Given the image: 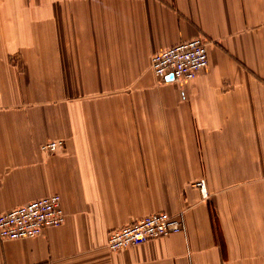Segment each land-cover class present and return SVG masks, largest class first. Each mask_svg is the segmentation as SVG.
I'll return each instance as SVG.
<instances>
[{"label": "crops", "instance_id": "crops-1", "mask_svg": "<svg viewBox=\"0 0 264 264\" xmlns=\"http://www.w3.org/2000/svg\"><path fill=\"white\" fill-rule=\"evenodd\" d=\"M197 35L195 78L153 73ZM54 193L0 264H264V0H0V213ZM160 211L183 230L106 248Z\"/></svg>", "mask_w": 264, "mask_h": 264}, {"label": "built area", "instance_id": "built-area-1", "mask_svg": "<svg viewBox=\"0 0 264 264\" xmlns=\"http://www.w3.org/2000/svg\"><path fill=\"white\" fill-rule=\"evenodd\" d=\"M208 40L197 35L152 53L150 66L160 79L171 75L174 80H190L208 65ZM63 146L62 140H50L39 145L42 152L53 153ZM204 188V181L196 183ZM59 194H50L20 204L0 213V238L20 239L39 235L47 227H57L64 221ZM184 228L180 214L164 211L147 214L131 224L108 232L106 248L121 250L149 240L181 231Z\"/></svg>", "mask_w": 264, "mask_h": 264}, {"label": "water", "instance_id": "water-1", "mask_svg": "<svg viewBox=\"0 0 264 264\" xmlns=\"http://www.w3.org/2000/svg\"><path fill=\"white\" fill-rule=\"evenodd\" d=\"M169 77L171 78L172 76H171V75H169Z\"/></svg>", "mask_w": 264, "mask_h": 264}]
</instances>
